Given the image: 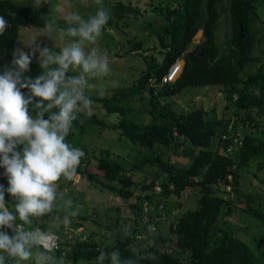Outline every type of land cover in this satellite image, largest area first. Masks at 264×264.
<instances>
[{
  "label": "trees",
  "instance_id": "obj_1",
  "mask_svg": "<svg viewBox=\"0 0 264 264\" xmlns=\"http://www.w3.org/2000/svg\"><path fill=\"white\" fill-rule=\"evenodd\" d=\"M219 1L178 0L172 5H163L159 8L162 22L158 25L146 22L161 48L158 61L143 56L146 64L126 90L71 95L60 86V81L69 77L71 71L55 66L45 74L31 57L14 55L13 40L19 27L29 22L30 7L14 0H0V110L23 115L11 102L23 105L27 113L42 120L46 134L41 143L24 144L9 140L0 129V153L13 162L11 167L3 169L4 163L0 160V219L6 222L1 223L0 247L5 254L0 264H38L33 251L50 254V258L39 264H261L260 254H255L252 247L228 231L220 220L231 213L233 201L238 200L241 168L251 162L255 163L256 170L263 168L260 160L264 156V137L257 134L258 121L252 111L253 108L264 111V54H252L251 50L256 41L264 39V16L259 12V6L264 8V0H225L230 29L223 43L217 41L215 35ZM111 7L118 19L128 11L137 12L134 4L129 6L122 0H112ZM104 20L118 26L111 18ZM199 29L201 39L190 45L193 34L199 35ZM140 46L139 40L132 39L128 50ZM176 57L182 59V67L173 81L148 84L150 77L158 82ZM178 69L179 65L175 71ZM207 84L223 88V108L229 109L226 115L206 116L200 107L176 112L169 103H161V97L171 96L185 86ZM144 92L147 94L143 103V110L149 114L147 122L131 117L133 107L128 101L131 95L142 97ZM70 109L76 114L69 115ZM98 112L108 117L99 116ZM230 114L241 144L238 149L225 151L222 148L231 137L222 139L221 134ZM1 119L0 115V128ZM91 125L110 127L119 139L136 142L149 150L156 146L162 149L143 159L150 178L142 181L139 190L149 192L143 195L149 201L154 196L158 198L152 202L153 208L143 210L140 205V218L134 217L131 233L115 235L112 242L97 245L90 236L75 237L70 242L59 237L55 248L45 249L24 232L39 229L59 236L61 229L37 222L27 209L36 208L45 219L49 211L58 208L59 202L51 201L55 190L46 185L36 163L15 167L14 158L21 157L22 152L29 153V160L38 153L56 162L67 161L68 168L81 178L96 182L121 197L127 198L133 192L131 186L136 181L126 174L119 160L101 151L94 154L87 150L83 134ZM213 137L218 149L212 144ZM178 146H181L182 156L187 158L186 163L169 158L168 151L175 153ZM155 179L160 184L159 192L152 191ZM190 191L194 194L192 204L174 212L169 222L170 240L175 247L171 251L161 243L163 239L158 231L162 209L164 205L173 204L174 208L184 205L183 197ZM230 193L237 197L232 198ZM11 196L25 202V211L21 212L30 216L32 223L16 228L14 217L18 211L11 205ZM136 197L142 196L137 193ZM156 203H161L160 211ZM242 211L264 221L260 206L246 203ZM157 212L162 216L157 217ZM143 214L155 223L154 228L148 230L142 226ZM138 230L144 234L141 238L134 237ZM262 250L264 247L259 248ZM18 253L29 254L20 257Z\"/></svg>",
  "mask_w": 264,
  "mask_h": 264
},
{
  "label": "rangeland",
  "instance_id": "obj_2",
  "mask_svg": "<svg viewBox=\"0 0 264 264\" xmlns=\"http://www.w3.org/2000/svg\"><path fill=\"white\" fill-rule=\"evenodd\" d=\"M14 1L27 4L30 7L29 22L19 27L18 34L13 40L14 55L31 57L41 65L45 74H48L55 66L71 71L72 74L69 77L60 81V86L71 95H81L102 92V90V93H108L112 89L126 90L138 75L139 70L146 64L144 58L154 57L158 61L162 55L161 48L146 22H150L151 25L161 23L162 16L159 8L165 4L172 5L178 0H122L129 6L134 4L137 9L135 14L128 11L122 19L116 18L113 14L112 0ZM218 8L220 13L215 35L217 41L223 43L230 29L225 0L218 2ZM263 9L262 5L259 6L261 16H264V12L261 11ZM105 17L117 21L118 26H114L113 22H106ZM201 37V31L198 36L193 34L190 45L196 43ZM132 39L139 40L141 46L128 50L129 41ZM251 52L263 55L264 39L260 42L256 41ZM254 67L255 65L250 66L251 69ZM250 90L255 91L254 88ZM146 97L147 94L144 92L142 97L131 95L128 99L133 107L131 117L135 120L147 122L149 119V114L143 110ZM165 102L169 103L176 112L200 107L206 116H218L221 113L226 115L229 111L228 108H223L225 102L223 88L217 84L185 86L171 96L161 97V103ZM11 103L24 114L17 115L1 109L0 129L3 134L9 140H19L24 144L41 143L46 138L45 124L42 120L35 119L32 114L27 113L23 105L17 104L15 101ZM252 113L258 121L257 134L264 137V111L259 112L258 109L253 108ZM68 114L72 116L76 114V111L70 109ZM98 115L104 118L108 117L100 112ZM83 143L88 151L94 154L101 151L103 155H109L122 163L126 174L136 181L131 186L132 194L127 198L121 197L96 182L81 178L68 168L67 161L56 162L38 153H35L34 157L29 160V153L22 152L21 157L14 158V165L15 167L19 165L22 168L36 163L38 171L43 174L46 185L55 190L51 201L59 202L58 208L55 211H49L47 218L43 219L40 211L34 207L27 209L28 213L35 216L37 222H44L47 226L60 228L62 234L59 236L55 234L57 239L60 237V240L64 239L70 242L75 237L88 238L90 236L97 245H101L112 242L115 235L131 233L134 217L140 218V214H138L140 205L141 207H154L152 202H155L154 199L158 197L154 196L149 201L143 196L144 193L149 194V192L143 190L139 192L142 181H147L150 178L146 170L147 162L143 159L154 153H160L162 149L156 146L153 150H149L136 142H129L125 138L119 139L114 129L110 127L96 125H91L86 129L83 134ZM212 144L218 149L214 137ZM73 149L71 148V150ZM177 150L175 153L172 150L168 151L170 160L186 163L187 158L180 152L181 146H178ZM261 159L262 169L256 170L254 162L241 168L238 185L240 195L237 201H233L231 213L224 216L220 223H223L228 231L252 247L255 254L259 253L260 262L264 264V250L259 251V248L264 247V221L242 211V207L246 203H250L253 207L260 206L264 212V206H261L264 205V156H261ZM0 160L4 163L3 169L11 167L13 164L12 161L4 159L1 153ZM92 169L97 171L94 166ZM137 193H140L142 197L137 198ZM230 194L232 198L237 197V194ZM11 197V205L15 206L18 211L14 217L16 228L32 223L31 217L21 212L25 211V202L20 201L17 197ZM171 198L173 199L172 196ZM193 201L194 194L191 191L186 192L185 198L183 197L184 205L175 207L176 211L174 212L178 213ZM133 203H136L135 206ZM164 206L158 231L163 239L161 243L165 244L169 250L174 251L175 247L170 240L172 233L169 228V222L174 213L171 210L174 207L173 204ZM1 223L6 224V222L0 219V235L2 233ZM107 224L112 226L108 227ZM34 231H29V235ZM48 253L32 252L38 264L42 263L44 259L50 258ZM4 254L0 247V263ZM28 254L18 253V256L26 257Z\"/></svg>",
  "mask_w": 264,
  "mask_h": 264
},
{
  "label": "built area",
  "instance_id": "obj_3",
  "mask_svg": "<svg viewBox=\"0 0 264 264\" xmlns=\"http://www.w3.org/2000/svg\"><path fill=\"white\" fill-rule=\"evenodd\" d=\"M172 61L167 65L164 72L160 75L158 82H155L154 78L150 77L148 79L149 80L148 84L160 85L162 83L173 81V79L178 75L179 71L181 70L182 60L180 59V57H176ZM178 65H179V69L176 73H174V70L178 67ZM235 96H236V94L233 93L232 97L234 98ZM225 137H231V139L226 143L227 144L226 147L222 148V150L224 149L225 151H232V150L239 148V146L241 144L240 134H239L237 126H234L232 123L231 114H230L229 119L225 122V130L221 134L222 139H225ZM152 191L153 192H159L160 191V184L156 180H153ZM161 207H162L161 203H158L157 208L159 211H160ZM142 208H143V210L147 209L146 206H142ZM156 216L161 217L162 216L161 212H157ZM141 221L144 224V225L142 224V226L148 230L155 227V225H154L155 223L152 220H149L145 214H143ZM143 235L144 234L141 230L135 231V233H134L135 238H141ZM33 236L35 237L36 241L39 244H41L45 249L55 248L57 246V236L55 235V233L38 231L36 234L34 233Z\"/></svg>",
  "mask_w": 264,
  "mask_h": 264
},
{
  "label": "clouds",
  "instance_id": "obj_4",
  "mask_svg": "<svg viewBox=\"0 0 264 264\" xmlns=\"http://www.w3.org/2000/svg\"><path fill=\"white\" fill-rule=\"evenodd\" d=\"M218 144H219V143H218ZM33 231H34V230H33ZM38 231H41V232H51V231H42V230H37V231H36V230H35V231L33 232V234H31V236L34 237V236H33L34 233L36 234ZM27 232H28V233H27ZM27 232L25 231L24 233L29 234V231H27ZM52 233H53V232H52ZM55 234H56V233H55ZM0 237H1V235H0ZM34 238H35V237H34ZM35 241H36V239H35ZM36 242H37V241H36ZM37 243H38V242H37ZM40 245H41V244H40ZM41 246H42V245H41Z\"/></svg>",
  "mask_w": 264,
  "mask_h": 264
},
{
  "label": "crops",
  "instance_id": "obj_5",
  "mask_svg": "<svg viewBox=\"0 0 264 264\" xmlns=\"http://www.w3.org/2000/svg\"><path fill=\"white\" fill-rule=\"evenodd\" d=\"M200 30V29H199ZM201 31V30H200ZM172 212L176 211L175 208L171 210Z\"/></svg>",
  "mask_w": 264,
  "mask_h": 264
},
{
  "label": "bare ground",
  "instance_id": "obj_6",
  "mask_svg": "<svg viewBox=\"0 0 264 264\" xmlns=\"http://www.w3.org/2000/svg\"><path fill=\"white\" fill-rule=\"evenodd\" d=\"M174 69V68H173ZM174 73H176V71L174 70Z\"/></svg>",
  "mask_w": 264,
  "mask_h": 264
}]
</instances>
